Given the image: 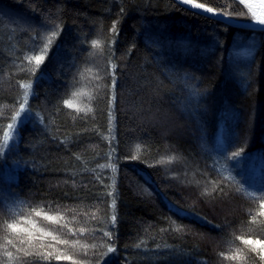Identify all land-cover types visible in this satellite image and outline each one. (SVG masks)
Masks as SVG:
<instances>
[{
    "label": "trees",
    "instance_id": "trees-1",
    "mask_svg": "<svg viewBox=\"0 0 264 264\" xmlns=\"http://www.w3.org/2000/svg\"><path fill=\"white\" fill-rule=\"evenodd\" d=\"M21 104L0 264H264L243 243L264 241V31L174 0H0V146Z\"/></svg>",
    "mask_w": 264,
    "mask_h": 264
},
{
    "label": "snow or ice",
    "instance_id": "snow-or-ice-1",
    "mask_svg": "<svg viewBox=\"0 0 264 264\" xmlns=\"http://www.w3.org/2000/svg\"><path fill=\"white\" fill-rule=\"evenodd\" d=\"M183 3L185 4H190L192 5V7L194 8H202V9H205L207 12L209 13H214L215 10L213 8H210V7H206L205 3H197L195 2V0H183ZM239 4L241 5H244L248 10L249 12L251 13V16H252V19L255 20L257 23H259L260 25H264V11H261L260 13H257L254 9H253V5L250 3V0H239ZM260 7L262 9H264V0H260ZM240 15H245L246 13H244L243 11H241L239 13ZM56 33L54 32L53 33V36H55ZM51 43V39H49V44ZM93 46L94 47H98L99 46V42H93ZM47 47L48 45H45V48L42 50L43 54L41 55H37V56H33V57H30L29 59L31 60H35L36 64L39 65L40 63L43 62L44 60V55L46 54V50H47ZM25 87H27V85H25ZM75 95V94H74ZM65 104L69 107V108H72L73 107V104L71 101H65ZM24 109V105L21 104L20 105V111H23ZM80 109H78L79 111ZM20 115V112H17L16 113V116H14L12 119L15 120L17 116ZM8 128L9 130H11L13 128V125L12 124H9L8 125ZM4 144L0 147H4L7 145V141L9 140L10 138V131L9 132H4ZM243 151V150H241ZM240 155V152H235L233 153V156H238ZM261 207H264V205H261ZM36 215H40L39 212L36 213ZM46 219L48 220H54L55 218L54 217H51V216H48L46 217ZM112 220L115 221V216L112 217ZM9 227H14L13 225H9ZM81 231L83 232V229H81ZM105 235H108L109 238H110V234L109 233H105ZM243 243L245 244H256L258 245L261 249H264V241H260V240H257V241H252V240H244ZM87 247V246H85ZM93 247H95L93 245ZM108 252H113L114 251V248H112L111 246L108 247L107 249ZM7 255L11 256V253H7Z\"/></svg>",
    "mask_w": 264,
    "mask_h": 264
},
{
    "label": "water",
    "instance_id": "water-1",
    "mask_svg": "<svg viewBox=\"0 0 264 264\" xmlns=\"http://www.w3.org/2000/svg\"><path fill=\"white\" fill-rule=\"evenodd\" d=\"M177 4H179L180 6L195 12L201 16L222 22L228 26L231 27H235V28H241V29H248V30H254V31H264V25H260L259 23H257L256 21L254 22H243L234 18H231L229 16H226L222 13H219L217 11H215L214 13H209L207 12L205 9L202 8H194L192 7V5L190 4H185L183 3V0H174ZM239 2V0H234ZM197 2V1H195ZM199 3V2H197ZM250 3L253 5V9L257 12L260 13L261 11H264V9H262L260 7V0H250ZM207 7V6H206Z\"/></svg>",
    "mask_w": 264,
    "mask_h": 264
},
{
    "label": "rangeland",
    "instance_id": "rangeland-1",
    "mask_svg": "<svg viewBox=\"0 0 264 264\" xmlns=\"http://www.w3.org/2000/svg\"><path fill=\"white\" fill-rule=\"evenodd\" d=\"M218 12V11H217ZM242 51H244L242 49ZM244 54L246 55L247 54V50L244 51ZM254 107H256L255 112L256 114H258L260 112V109L257 105H254ZM27 109V106L24 105V109L23 111L20 112V115L16 117V119L11 123L13 125V128L11 130L8 129L7 132L10 131V138L9 140L7 141V145L4 146V147H1V159L4 158L5 159V155L8 153V154H14V152H16V150L18 149V146H19V140H20V134H19V127L24 124L27 120V118H24V113H26ZM253 115H255L253 113ZM4 144V141L2 143V145ZM18 164H21L18 160L16 161H13V164L16 166ZM24 164V163H23ZM5 166L8 168V162L6 161L5 162ZM6 172V171H5ZM4 174H2V177L4 179H2L3 181H6L7 180H10V179H13L14 176H10V175H7L6 172Z\"/></svg>",
    "mask_w": 264,
    "mask_h": 264
}]
</instances>
